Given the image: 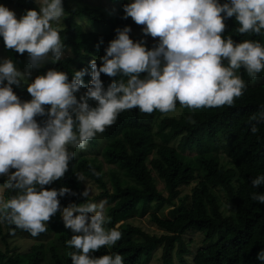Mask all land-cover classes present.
<instances>
[{"label":"clouds","instance_id":"1","mask_svg":"<svg viewBox=\"0 0 264 264\" xmlns=\"http://www.w3.org/2000/svg\"><path fill=\"white\" fill-rule=\"evenodd\" d=\"M123 11L124 19L130 17L144 26L145 36L159 38L154 49L148 50L143 41L134 42L130 27L116 29V38L100 58L102 66L93 59L91 73L81 69L71 81L65 72L48 70L27 84L32 99L26 102L12 86L19 87L31 74L18 71L11 60L0 63V175L8 176L2 187L16 193L0 200V223L37 237L60 211L65 228L74 233L66 241L76 250L71 253L72 264H123V257L91 255L122 238L117 228H105L110 222L105 216L107 201L70 204L61 211L58 197L75 193L67 187L44 188L68 172L76 155L69 148L85 150L124 111L167 114L175 111L177 102L189 109L230 107L246 87L236 71L243 68L253 79L264 71V45L223 38L224 21L232 17L239 24V34L264 35V0H229L222 5L218 0H134ZM64 13L62 0H42L39 11L27 10L19 19L0 5V37L7 49L21 55L27 52L32 69L56 63L65 45L53 22L59 24ZM102 73L121 78L113 79L105 90ZM141 73L147 76L141 79ZM88 74L91 81L85 86L83 77ZM85 87L78 100L76 93ZM89 100L96 106L91 107ZM45 106H50L47 111ZM38 116L47 117L43 126L37 123ZM250 120L259 123L264 112ZM251 131L257 132L255 124ZM74 175L78 182L85 180L81 172ZM251 184L264 186V175ZM80 195L87 201L89 190ZM252 199L264 204V193H254ZM257 259L264 260V250Z\"/></svg>","mask_w":264,"mask_h":264},{"label":"trees","instance_id":"2","mask_svg":"<svg viewBox=\"0 0 264 264\" xmlns=\"http://www.w3.org/2000/svg\"><path fill=\"white\" fill-rule=\"evenodd\" d=\"M80 1L83 4L62 0L65 12L62 25L54 28L65 45L63 56L56 63L45 62L34 69L28 82L22 80L19 87L12 86L21 102L32 99L27 84L48 70L65 72L71 81L76 71L86 68L91 73L89 65L93 59L98 67L102 66L100 58L106 54L109 42L116 38V29L130 27V38L134 42L143 41L148 50L158 45V37L143 34L144 26L135 24L130 17L123 18V0ZM218 2L222 5L229 0ZM0 5L15 9L20 16L27 10L39 11L34 0H0ZM110 5L114 7L112 12L107 7ZM224 23L223 38L231 37L235 43L253 40L264 45V35L239 34L235 17L225 19ZM0 47L7 50L16 66H29L27 52L21 55L7 49L2 37ZM224 64L227 66V61ZM236 74L246 87L232 106L189 109L177 102L175 111L167 114L158 110L150 115L139 109L124 111L102 133L106 141L102 151L75 152L65 176L44 186L45 190L57 191L67 187L75 193L58 197L61 211L70 204L90 202L80 195L84 189L74 171L83 173L85 180L103 189L94 200L107 201L106 217L110 222L106 226L117 228L122 238L115 246L102 247L92 256L116 253L123 257V264H146L160 248L162 264H173L174 259L185 264L183 255L187 249L183 236L197 233L203 244L196 248L191 264H264V260L257 259V253L264 250V204L252 199L254 193H264V186L254 188L251 184L252 179L264 175V120L259 123L250 120L264 112V86L258 80L251 84L243 68ZM146 76L147 73H141L140 78ZM120 78L101 74L105 90L113 79ZM90 81V74L83 77L85 86ZM85 91L86 87L76 93L78 100L80 92ZM88 103L96 106L94 102ZM49 107L45 106L46 111ZM46 119L36 117L41 126ZM253 124L257 127L255 134L251 131ZM157 138L163 142H157ZM94 155H100L107 165L115 168L106 175L107 183ZM153 175L163 182L161 188ZM7 179V175H0L1 198L5 201L16 195L2 187ZM193 183L191 195L179 199L182 188ZM220 198L230 215L221 211ZM145 214L161 235H151L131 224V219ZM60 217L58 211L47 223V231L37 237L14 225L0 223V243L5 247L0 249V264H72L71 253L76 250L66 241L74 233L63 226ZM12 231L20 237L38 240L25 251L17 252L6 241L14 234Z\"/></svg>","mask_w":264,"mask_h":264},{"label":"rangeland","instance_id":"3","mask_svg":"<svg viewBox=\"0 0 264 264\" xmlns=\"http://www.w3.org/2000/svg\"><path fill=\"white\" fill-rule=\"evenodd\" d=\"M74 1L78 4H83V2L80 0H74ZM123 1H124L125 5L134 2V0H123ZM34 2L37 4V7L39 9V7L42 3V0H34ZM71 3H72V1H71ZM5 7H7L9 10L13 11L15 13L17 19H19L21 17L19 15V12H17L15 9H11L8 6H5ZM107 7H108L110 12H112L114 9V7L112 5L107 6ZM61 25H62V18H61V21L59 24H56L55 22H53V27L59 28ZM133 34H135V33H133ZM4 60H11L14 63L13 59L11 58V56L9 55L7 50L5 48L0 47V63H2ZM14 65H15V63H14ZM15 67L17 68L18 71H20L22 73H30L31 74L30 77H32V75L34 74V69H30L29 66L20 67V66L15 65ZM30 77L27 78L26 82L29 81ZM246 78H248V81L251 84H254L256 82V80H258V81H260V84L262 86H264V71H261L259 74H257V76L254 79L250 78L249 75H247ZM83 94H84V92H80V96H82ZM88 102L96 103L95 101H92V100H89ZM157 139H158L157 142H163L160 138H157ZM105 142L106 141H105L103 135L97 134L95 139H92L88 142V145H87L85 150L72 149V148L71 149L73 150V152H83V153L92 152L93 154L94 153L98 154L100 151L103 150ZM90 158H92V157H89L88 159H90ZM93 159L95 160V162L98 165H100L102 167V172L105 174L104 175L105 181L107 183L106 175L108 174V172L110 170H113L115 168L113 166L107 165L100 155H97L96 157L94 155ZM219 161L221 163H224L223 158H219ZM153 178H154L156 185L159 188H161L163 185V182L157 180L154 177V175H153ZM81 183H82V187H83L84 191L86 188L89 190L90 195L88 198L90 199V202H91V200H93L94 203H99L101 201H104V200H101V201H95L94 200L99 194L104 192L101 187L96 186L94 183L90 182L89 180H84ZM193 186H194V183L191 184L190 186L182 188L178 198L182 199L185 196L191 195V189L193 188ZM107 189H109L108 186H107ZM1 193L2 192L0 190V200H2ZM219 201L222 205L221 211H223V214L224 215H230L231 213H230L229 209L225 205H223L222 198H220ZM89 215H91V214H89ZM105 216H106V205H105ZM60 219L63 223V220L61 217H60ZM130 222L133 226L138 227L142 231L149 233L151 235L157 236V235L162 234L161 231H159L156 227H154V225L152 223H150L149 216L147 214L142 215L141 217H136L134 219H131ZM63 226H64V223H63ZM105 228L109 229V227H107L106 224H105ZM14 232L15 231H12V233H14ZM37 240L38 239L31 240V239H28L27 237H23V236L20 237L18 233H14V234H12V236L10 238H6V241L10 243V246H8V247H10V249H16V251L20 252V253L25 251L26 249H28L29 245L32 242H36ZM183 241H184L185 247L187 249V254L183 255V261L185 262V264H191V260H192V257L194 255V252L196 251V248L202 246V244H203L202 237L200 235H198L197 233L196 234L187 233L186 235L183 236ZM2 244L0 243V249L4 250L5 247ZM161 256H162V251L160 248H158L153 252L151 259L146 264H162ZM173 264H180V263L174 259Z\"/></svg>","mask_w":264,"mask_h":264}]
</instances>
